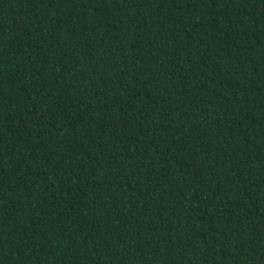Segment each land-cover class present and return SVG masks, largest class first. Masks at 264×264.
<instances>
[{
  "label": "trees",
  "instance_id": "1",
  "mask_svg": "<svg viewBox=\"0 0 264 264\" xmlns=\"http://www.w3.org/2000/svg\"><path fill=\"white\" fill-rule=\"evenodd\" d=\"M0 264H264V0H0Z\"/></svg>",
  "mask_w": 264,
  "mask_h": 264
}]
</instances>
